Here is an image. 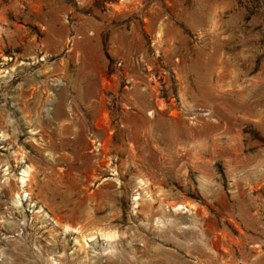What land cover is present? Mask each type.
<instances>
[{"label":"rangeland","instance_id":"1","mask_svg":"<svg viewBox=\"0 0 264 264\" xmlns=\"http://www.w3.org/2000/svg\"><path fill=\"white\" fill-rule=\"evenodd\" d=\"M0 264H264V0H0Z\"/></svg>","mask_w":264,"mask_h":264},{"label":"bare ground","instance_id":"2","mask_svg":"<svg viewBox=\"0 0 264 264\" xmlns=\"http://www.w3.org/2000/svg\"><path fill=\"white\" fill-rule=\"evenodd\" d=\"M30 171H31V167L30 166H27L25 169L22 170V175L21 177L19 178V182L21 183V187L25 185V183L27 181H29V176H30ZM27 195V193H26ZM19 201V200H18ZM17 202V200H16ZM182 208H185L184 205H181V204H178L174 207L175 210H179V209H182ZM186 210H187V206H186ZM99 233V236L101 238H105L106 240H112L116 237V233L110 231V230H98L97 231ZM90 239L93 238V233L89 232L88 234H86Z\"/></svg>","mask_w":264,"mask_h":264}]
</instances>
